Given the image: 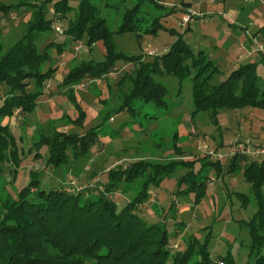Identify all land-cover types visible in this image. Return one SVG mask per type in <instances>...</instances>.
<instances>
[{
  "label": "rangeland",
  "instance_id": "rangeland-1",
  "mask_svg": "<svg viewBox=\"0 0 264 264\" xmlns=\"http://www.w3.org/2000/svg\"><path fill=\"white\" fill-rule=\"evenodd\" d=\"M91 1L99 8L100 16L106 18L108 26L116 30L122 21L124 7L135 0ZM155 1L162 6L156 7L147 0L141 8L150 14L143 15L144 25L150 23L151 16H159L158 21L162 26L152 32L141 30L140 33H114L112 39L117 51L141 55L144 61H149L154 55L164 53L178 34H181L195 52L202 50L215 62L220 70L215 80L225 79L240 64L250 61L256 62L257 75L264 82V51H255L250 42L264 49V33H257L264 26V1L258 2L256 8L246 11L254 24L246 20L238 24L237 28L236 23H231L233 26L227 24L229 19L218 2L211 3L208 0L200 5H192V0ZM14 2L25 3L30 0H0V5ZM68 4L72 10L77 9L78 0H68ZM27 7L30 6H16L7 16L0 18V57L22 35L32 19L31 10ZM44 15L52 20L53 29L38 41V48L42 51L49 42L55 44L48 48L52 59L45 64V68L52 67L53 72L45 81L43 91L49 89L47 85H50L55 94L58 78L62 83L73 64L81 60L99 61L104 58L105 50L102 41L89 47L84 39L71 41L68 38L65 30L68 22L76 18L75 11L68 12L66 19L59 20L54 13L53 1H48ZM193 16L197 17L200 24L197 30L191 29ZM56 24L60 27V33L54 27ZM238 28L242 30L241 34ZM58 41H63V44L59 45ZM98 42H101L103 52ZM75 45L80 46L78 50L74 49ZM61 46H67L69 51H63ZM247 51H252V58L246 56ZM137 64L118 60L113 71L106 77L90 79L83 86H62L60 83L63 93L56 94L52 100L49 94H40L32 112L22 113L20 109H15L9 117H0V124L7 122L16 137L22 157L14 182L11 181L13 166L6 163L1 165L0 193L5 191L4 182L5 188L11 193L12 185H26L30 179L29 172L34 170L39 172L40 179L54 186L64 185L68 189L74 187L79 190L84 185L89 188L90 185H96L101 190L106 171L112 167H125L140 159H151L163 164L173 159L188 160L192 167L178 168L159 183H151L147 188L146 200L138 205L136 212L148 223H165L168 230L173 232L169 236L170 249L173 251L183 250L188 236L194 235L201 241L208 238L212 264L223 260L221 256L227 254L233 256L236 264H253L256 255L249 254L251 239L243 221L251 218L254 204H244L240 194H249L250 189V183L244 176L245 165L253 160L264 162V109L249 106L224 108L215 117L207 112L192 114L191 78L184 79L179 90L175 77L156 76L168 89L167 106L159 107L152 102L138 101L134 115L128 112L115 113L103 126H97L104 114V104L99 101H114L112 104L118 101L117 81L123 73H129ZM124 83L123 90L130 84L126 79ZM6 89L8 87L1 84L0 102ZM26 89L32 90L33 83ZM116 92L117 95L112 94ZM71 93L80 100L76 101L79 108H75L69 97ZM64 100L65 107L62 106ZM69 103L72 106L67 109L66 105ZM81 110L85 112V116L79 124L73 120L80 115ZM93 127L96 138L88 150V158L85 162L79 161L83 166L80 177H75L72 170L65 174L64 167L53 168L47 163L46 144L36 150L35 143L40 140L41 134L48 135L56 130L83 135ZM176 147H181L180 152L175 150ZM253 150L259 151L258 154H253ZM36 151L38 156H34ZM234 155L241 159L235 169H230ZM203 161H219V165L202 169ZM188 170L196 174V180L205 181L203 194L198 201L195 200L194 191L187 192L186 185L177 182ZM92 171H96L97 175L95 178H88ZM134 186L132 184L130 189L117 190L108 196L120 207L136 195ZM260 252L264 254V244Z\"/></svg>",
  "mask_w": 264,
  "mask_h": 264
},
{
  "label": "trees",
  "instance_id": "trees-1",
  "mask_svg": "<svg viewBox=\"0 0 264 264\" xmlns=\"http://www.w3.org/2000/svg\"><path fill=\"white\" fill-rule=\"evenodd\" d=\"M48 1H53L54 13L59 20L66 19L68 12L75 11L76 18L68 22L65 30L71 41L84 39L89 47L102 41L105 50L104 58L99 61L81 60L73 64L63 78L62 86L106 77L118 60L138 63L117 81L118 101L114 104V101H99L104 104V114L97 126H103L115 113L134 115L138 101L167 106L168 89L156 76L175 77L179 90L183 80L191 78L192 114L207 112L215 117L224 108L249 106L264 109V82L257 75L256 62L242 63L225 79L215 80L220 73L215 62L204 51L195 52L181 34L164 53L154 55L149 61H144L141 55L117 51L112 39L114 33L152 32L162 26L159 16H151L150 23L144 25L143 15L150 14L141 8L147 0H135L126 5L116 30L108 26L106 18L100 16L99 8L91 0H78L77 9L73 10L68 0H30L0 5V18L21 5L30 6L27 8L32 16L22 35L0 57V87L1 84L8 87L0 102V117H9L15 109L22 113L32 112L45 81L52 75L53 68L46 69L45 64L52 59L48 48L55 43L49 42L42 51L37 45L53 29L52 20L44 15ZM148 3L162 6L155 0H148ZM258 31L264 33V26ZM125 79L130 84L123 90ZM30 83H33V89L29 91L26 88ZM117 92L112 94L117 95ZM69 97L75 108H79L75 95L71 93ZM84 116L85 112L81 110L73 121L80 124ZM95 132L94 127L83 135L53 130L51 134H41L35 143L36 150L46 144L47 163L53 168L64 167L65 174L72 170L75 177H80L83 172L80 163L88 158V150L96 138ZM180 148L175 150L180 152ZM37 154L38 151L34 156ZM238 157H232L230 169L238 166L241 159ZM21 161L16 137L7 123L0 124V168L4 163L13 166V182ZM218 165L219 161H203L202 169ZM182 167H192L191 161L173 159L163 164L140 159L125 167L118 165L106 171L101 190L96 185H90V188L84 185L79 190L68 189L64 185L54 186L40 179L39 172L35 170L29 172L30 179L26 185H12L13 193L5 188L4 182L5 191L0 193V264H212L208 238L201 241L189 235L184 249L173 251L169 245V236L173 232L165 223H148L136 212L138 205L146 200L151 183H159ZM96 175L97 172L92 171L88 178ZM244 176L250 183V189L249 194H240V198L244 204H254L251 218L243 221L251 239L249 254L256 255L253 264H264V254L260 252L264 244V162L253 160L246 164ZM196 177L193 171L188 170L177 182L185 184L187 192L194 191L198 201L205 181H198ZM132 184H135L136 195L118 207L108 194L126 191ZM221 258L226 264H236L231 254Z\"/></svg>",
  "mask_w": 264,
  "mask_h": 264
},
{
  "label": "crops",
  "instance_id": "crops-1",
  "mask_svg": "<svg viewBox=\"0 0 264 264\" xmlns=\"http://www.w3.org/2000/svg\"><path fill=\"white\" fill-rule=\"evenodd\" d=\"M208 0H192L191 4H195V5H200L202 4V2H207ZM264 0H210L211 3H216L218 2L219 3V6H220V9L223 11L224 15L227 17V19H229V21L227 22L228 25H232L231 23H236V28L237 26H239L238 24H241V23H244L246 20L248 21H251V23L254 24V22L250 19V17L248 16V14H246V11H249L251 9H254L257 7L258 5V2H262ZM194 2V3H193ZM188 4V2H187ZM190 4V3H189ZM188 4V5H189ZM185 7H187V5H185ZM197 17H192L191 19V29L194 30V29H199L200 28V24L198 23ZM247 21V22H248ZM252 24V25H253ZM234 25V24H233ZM232 25V26H233ZM239 29V33L241 34L242 30ZM257 33H261L257 30ZM255 37V34L253 33V39ZM67 39V38H66ZM65 42V40H64ZM251 42V46L254 47L255 43H253L252 41ZM58 43H61V45L63 44V41H58ZM99 45V48L101 49V51L103 52V46L101 44V42H98L97 43ZM63 51L67 52L69 51L68 47L67 46H61ZM249 48V47H248ZM256 51V50H255ZM250 52V55H246L247 57H253V54L251 53L252 51H247V53ZM208 54V53H207ZM60 80V81H59ZM58 87L56 89V93L54 94L53 91H52V87L50 85H48V87H50L49 89H47L46 91H43L42 92V95L44 94H49L51 97H50V100L54 99V96L56 94H62L63 93V88L62 86L60 85L61 83V79L58 78ZM88 80H84L82 81L79 85L80 86H83V83L87 82ZM48 84V83H47ZM48 92V93H46ZM77 101H80L76 98ZM66 100H64L62 103V106L65 107L64 103H65ZM71 103L67 104L66 107L67 109L71 108ZM7 123V122H6Z\"/></svg>",
  "mask_w": 264,
  "mask_h": 264
},
{
  "label": "built area",
  "instance_id": "built-area-1",
  "mask_svg": "<svg viewBox=\"0 0 264 264\" xmlns=\"http://www.w3.org/2000/svg\"><path fill=\"white\" fill-rule=\"evenodd\" d=\"M54 27H55V29H56L57 32H59V33L61 32L60 27H59L57 24H56ZM79 47H80L79 45H75V46H74V49H75V50H78ZM254 49H255L256 51H260V52H263V51H264V49H263L261 46L257 45V44L254 45ZM239 54H240V53H239ZM246 55H250V52H248ZM47 86H48V85H47ZM247 151L249 152V149H248V148H247ZM243 152L246 153V151H243ZM258 152H259V151H258ZM258 152H255L254 150L252 151L253 154H255V153L258 154ZM220 157H221V156H220ZM220 157H218V158H220ZM73 189H74V187H72V190H73ZM215 264H226V263H225L224 260H217Z\"/></svg>",
  "mask_w": 264,
  "mask_h": 264
}]
</instances>
